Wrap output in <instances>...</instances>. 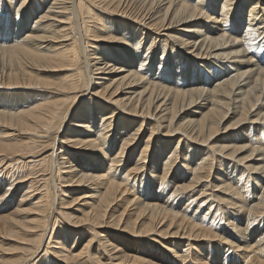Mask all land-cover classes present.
Returning a JSON list of instances; mask_svg holds the SVG:
<instances>
[{"label": "bare ground", "instance_id": "obj_1", "mask_svg": "<svg viewBox=\"0 0 264 264\" xmlns=\"http://www.w3.org/2000/svg\"><path fill=\"white\" fill-rule=\"evenodd\" d=\"M81 147L113 177L78 171ZM0 165V206L16 208L0 216V264H55L36 254L59 220L69 264H175L131 237L154 231L218 238L264 264V0H0ZM132 173L145 190L124 200ZM90 192L98 205L76 219ZM213 249L195 256L228 264Z\"/></svg>", "mask_w": 264, "mask_h": 264}, {"label": "rangeland", "instance_id": "obj_2", "mask_svg": "<svg viewBox=\"0 0 264 264\" xmlns=\"http://www.w3.org/2000/svg\"><path fill=\"white\" fill-rule=\"evenodd\" d=\"M43 76V75H41ZM64 76V74L62 75H59L57 78H62ZM86 100H88V98H86ZM86 100L84 99L80 105H83V110L84 108H86ZM99 102V99H95L94 103L97 104ZM107 107H109L108 105H104V108L107 109ZM107 112L104 114L105 116H108L106 115ZM120 116V113L117 115L116 118H118ZM137 123V122H135ZM69 129L66 127L65 128V134H69ZM95 131V129L93 128L92 129V132L91 134H93V132ZM245 131V130H244ZM63 137V136H62ZM72 137V136H71ZM149 137V133H146V130L143 129L142 133H141V140H137L136 143H138L140 145V142L143 140V142H145ZM112 145H109V149H111ZM143 147V145L141 146ZM194 150L196 147H193ZM69 151H73V150H69ZM77 152H81L83 155L82 156H85V158H87L88 156H90L88 159H80L81 157H79V155H74V156H71V160H73V166L79 171H85V172H88V174H95V175H103V179H101L99 182H102V181H105L106 179L108 178H112L113 174L116 173L115 170H112V171H108V165H106V163H91V159L93 156L91 154V151H86L84 150V148L81 147V149H77L75 150ZM168 148H165L163 150V152H161V155H160V158L163 156V155H167L165 152H168ZM198 151V149H197ZM198 154V153H197ZM46 156V155H45ZM134 158L136 160H138L139 156L138 155H135ZM29 161V160H28ZM27 161V162H28ZM20 170L18 172V177L19 178H22L24 176H29L27 179H29L31 177V167L29 168H24L23 169V164H21V161H20ZM148 165V164H147ZM124 166H120V165H117L116 168H119L118 170L122 169ZM7 169V165H0V172L3 171V169ZM41 168L38 167L36 168V170L33 172V173H36L39 169ZM9 170H13V171H17L16 168H12L10 167ZM129 169H125L123 168L121 172H119L120 174V178H122L126 172L128 171ZM102 171H104L102 173ZM173 171H175V168H173ZM2 174H0V181L1 183H4L5 182V177L2 176ZM40 175H43L42 172L39 173L38 175L34 176V178H38ZM140 176V178H139ZM3 178V179H2ZM32 178V177H31ZM30 178V179H31ZM68 177H66L67 179ZM40 180V178L38 179ZM142 178H141V175H138V177L136 178V173H132V175L130 176V182H129V186H128V193H126L122 199L124 198V200H126L127 198H129L130 200L133 199V196L135 193L137 194H141L144 192V187L142 186ZM204 181H207V180H204ZM98 182V183H99ZM205 183V182H204ZM206 184V183H205ZM87 185H90V184H87ZM87 185L83 186V187H79L77 185H72L69 189L68 192L70 191H77L78 189H81L79 190L80 192L83 190V189H87V190H92L90 187L89 188H86ZM204 185V184H203ZM202 185V186H203ZM251 186V185H250ZM24 187V186H21V188ZM103 187V185L101 186V188ZM35 189H38L37 191H35V194L37 193H42L43 194V191L44 189H42V186L41 184H37L35 187ZM141 188L142 191H141ZM202 188V187H201ZM200 188V189H201ZM102 190V189H101ZM32 190L28 191V192H31ZM94 192H90L88 195V197H85L84 195H81L80 193H78V196H83L80 198V200L78 202H76L72 208L76 209V210H72L71 212L74 213V215L76 216V219H79V218H82L84 216V214L89 211L92 207H96V205H98V202H97V199H98V196L97 195H93ZM12 199H16V196L13 195ZM86 200V201H85ZM85 201V202H84ZM121 205H119V209H120V212L121 213L124 209V207H122V205L125 204V202L123 201H120L119 202ZM209 202L205 203L208 204ZM15 206V205H14ZM16 208L13 207L12 204H8V206H0V216H9L10 214L13 213V211L15 210ZM135 211V207L133 206H129L128 207V211L126 213V215L124 216V221L127 220L128 218H130V215ZM118 215V214H117ZM224 215V213H223ZM246 215H243L240 217V219H243ZM142 219H140L137 223V226L142 224ZM244 221V219L242 220ZM141 222V223H140ZM259 222V221H257ZM56 223H58V226H56L55 228L52 229V231H50L49 233V237L52 236V238H48V243L45 242L44 243V246L42 247V251L40 250V252H38L36 255H38V257L36 258V260L40 257H46L49 261H53L55 264H69V263H66L63 259H62V254L60 253V251L64 248H62L63 246H66L68 244H70V242L68 241V239H64L62 236H61V239L59 238V234L60 233H66L68 234L69 232H73L70 230V226H65V227H62V224H61V221L59 220L58 222L56 221ZM140 223V224H139ZM258 226V225H257ZM87 227V230L89 233L92 232V228L90 226H86ZM110 229V227H108ZM79 229H82V228H77L76 230H79ZM106 229H103L102 231H104ZM157 230L161 231L162 228H157ZM116 234H123L124 236L126 237H129L128 234H124L125 232L122 231V230H116ZM75 233V232H74ZM82 235L83 233H80V235L78 236V242H77V245L75 246L74 249H77L78 251H80L82 249ZM163 234H160L159 232H153L152 234L146 236V237H142V236H139V235H134V236H131L133 240H136L139 244H140V247L143 248L142 251H144L145 253H147V251H150L152 252V254L154 255H159L160 254V257L162 256H167V259H169L170 262H173L175 264H202L200 263L201 261L198 260V259H201L200 256H198V258H196L195 254H201L200 252H202V249H203V246L205 245V243H212L214 249H213V252L214 255H210L209 257H207V259L211 260L212 262L213 261H220L223 259H225V257H228L227 258V263L229 264L230 261H231V258H232V254H236V255H241V261L245 264H255L256 263V260H257V257L258 254H256L255 252H252L253 249L251 248H247V249H242V247L240 249H236L232 252L230 249H228L226 246H227V243L226 241H221L220 239H200V240H196L194 237L193 238H188L187 236L186 237H173V236H164L162 237ZM3 236L1 235V238ZM54 238H58L59 240H55ZM3 239H6L3 237ZM70 239V237H69ZM161 241V242H160ZM72 242V241H71ZM80 242V243H79ZM116 242V241H115ZM4 244H6L7 246H10L9 243H6L3 242ZM219 243H221L222 246L219 245ZM60 244V245H58ZM65 244V245H64ZM190 244V245H189ZM191 244H194L193 246ZM71 245V244H70ZM62 246V247H60ZM74 246V244L72 245V247ZM217 246V247H216ZM46 247V248H45ZM131 247V246H129ZM224 247V248H223ZM8 249V248H6ZM36 249L35 246H28V252L25 254V256H27L28 253L30 252H34ZM48 249V251L46 252V250ZM175 254H174V252ZM17 252H20V251H17ZM165 252V253H164ZM236 252V253H235ZM15 253V252H13ZM13 253H4L3 255H6V254H9V255H14ZM76 253V252H75ZM129 256H132L134 253L130 252V253H127ZM165 254V255H164ZM171 254V255H170ZM230 257H229V255ZM1 255V254H0ZM162 255V256H161ZM184 256L186 257L185 259H181L180 256ZM223 256V257H221ZM108 257V256H106ZM104 260H105V264H119V262L117 261H111V260H107L106 258L102 257ZM220 258V260H219ZM264 258V255L262 256V259ZM51 259V260H50ZM187 259V260H186ZM264 260V259H263ZM240 261V260H239ZM35 263V262H34ZM37 263V262H36Z\"/></svg>", "mask_w": 264, "mask_h": 264}]
</instances>
